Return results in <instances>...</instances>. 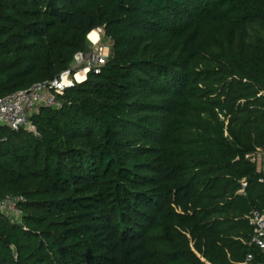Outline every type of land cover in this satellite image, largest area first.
I'll return each mask as SVG.
<instances>
[{
    "label": "trees",
    "instance_id": "16d2710c",
    "mask_svg": "<svg viewBox=\"0 0 264 264\" xmlns=\"http://www.w3.org/2000/svg\"><path fill=\"white\" fill-rule=\"evenodd\" d=\"M98 28L101 71L35 131L0 126V198L25 197L19 222L0 214V264H261L264 0H0V97Z\"/></svg>",
    "mask_w": 264,
    "mask_h": 264
},
{
    "label": "built area",
    "instance_id": "2783aa9c",
    "mask_svg": "<svg viewBox=\"0 0 264 264\" xmlns=\"http://www.w3.org/2000/svg\"><path fill=\"white\" fill-rule=\"evenodd\" d=\"M97 32H102V29L98 28ZM89 41L88 48L77 52L70 67L54 79L36 83L28 89L17 90L0 97V126L15 130L24 126L35 131L34 125L29 120L31 113L41 106L58 107L59 93L84 80L89 72L99 73L110 55V45L108 42L100 41L99 37L96 40L89 39ZM245 158L255 166L258 181L264 182V147H257L248 152ZM241 185L240 191L242 192L246 181L242 180ZM24 201L23 195H6L0 198V214L12 221H17L15 218L21 217L22 214L19 205ZM247 219L252 227L249 243L260 249L264 256V211L253 209ZM252 259V253H248L242 264H251ZM261 264H264V261Z\"/></svg>",
    "mask_w": 264,
    "mask_h": 264
},
{
    "label": "bare ground",
    "instance_id": "6f19581e",
    "mask_svg": "<svg viewBox=\"0 0 264 264\" xmlns=\"http://www.w3.org/2000/svg\"><path fill=\"white\" fill-rule=\"evenodd\" d=\"M97 32L96 31H91L89 34H88V37L92 40H96L97 39Z\"/></svg>",
    "mask_w": 264,
    "mask_h": 264
},
{
    "label": "rangeland",
    "instance_id": "374dc122",
    "mask_svg": "<svg viewBox=\"0 0 264 264\" xmlns=\"http://www.w3.org/2000/svg\"><path fill=\"white\" fill-rule=\"evenodd\" d=\"M96 31H97V29H96ZM99 34L101 35L100 41L107 43V40H105L104 37L102 36V32H100ZM89 44H90V42H89ZM15 219L17 220V222H19L21 217H16Z\"/></svg>",
    "mask_w": 264,
    "mask_h": 264
},
{
    "label": "crops",
    "instance_id": "0c3cea01",
    "mask_svg": "<svg viewBox=\"0 0 264 264\" xmlns=\"http://www.w3.org/2000/svg\"><path fill=\"white\" fill-rule=\"evenodd\" d=\"M92 31H96V30H92ZM97 32V31H96ZM97 37H99L101 39V35L97 32ZM89 38V37H88ZM90 39V38H89Z\"/></svg>",
    "mask_w": 264,
    "mask_h": 264
}]
</instances>
